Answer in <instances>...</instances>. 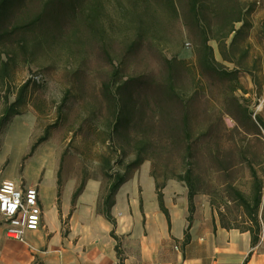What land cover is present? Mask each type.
I'll return each instance as SVG.
<instances>
[{"label":"rangeland","instance_id":"obj_1","mask_svg":"<svg viewBox=\"0 0 264 264\" xmlns=\"http://www.w3.org/2000/svg\"><path fill=\"white\" fill-rule=\"evenodd\" d=\"M238 1L252 8L250 26L233 49L228 47L231 34L225 51L240 64L223 59L215 38L208 44L222 69H237L239 88L234 80L201 71L196 51L199 38L183 19L186 5L182 3L178 4L180 16L162 18L161 32L148 35L142 43L137 39V23L130 18L134 0H104L99 19L101 37L85 34L79 23L70 20L58 25L54 37L32 58L20 48L21 33L5 41L0 45V56L10 65L1 94H8L12 101L16 89L28 80L22 114H28L30 121L20 123L24 119L21 114L4 129L0 176L10 172L33 176L45 147L33 155L31 146L48 130V140L39 144L54 145L50 153L60 161L63 177L99 178L108 184L107 174L126 173L127 164L139 152L144 158L138 167L141 177L147 175L148 163L160 181L190 168L195 176V195L210 202L219 221L221 212L226 224H249L243 207L234 199L233 188L251 197L259 183V241L263 249L264 0ZM212 12L208 9L211 17ZM27 18L20 14L11 24ZM167 59L175 61L168 65ZM170 66L181 99L163 97L159 101V87ZM115 68L124 79L133 77L140 82L131 92L134 97L127 99L133 117L125 128L116 126V82L109 86ZM184 112L189 138L180 135ZM168 119L175 132L169 129Z\"/></svg>","mask_w":264,"mask_h":264},{"label":"crops","instance_id":"obj_2","mask_svg":"<svg viewBox=\"0 0 264 264\" xmlns=\"http://www.w3.org/2000/svg\"><path fill=\"white\" fill-rule=\"evenodd\" d=\"M22 115L20 123L27 124L28 114ZM3 137L4 130L0 150ZM37 146L33 155L45 149L33 176L10 172L0 181L37 187L40 225L18 240L6 236L0 223V264H118L116 248L123 264H264L261 242L252 245L249 231L220 224L208 200L194 195L190 213L187 188L175 179L162 189L166 214L149 163L147 175L141 177L138 168L116 191L112 222L100 210L108 184L99 178L63 177L60 161L50 153L54 145Z\"/></svg>","mask_w":264,"mask_h":264},{"label":"trees","instance_id":"obj_3","mask_svg":"<svg viewBox=\"0 0 264 264\" xmlns=\"http://www.w3.org/2000/svg\"><path fill=\"white\" fill-rule=\"evenodd\" d=\"M135 7L130 11V18L136 22L137 36L142 43L148 35L158 34L163 29L162 18H176L180 16L181 12L178 4H185L186 10H182L183 19L187 25L194 29V34L199 38V43L196 45L197 59L201 71L220 79H230L237 83V69L231 70L222 69L220 64L214 59L213 49L208 44V40L215 38L218 41L220 52L223 59H228L236 62L231 56L226 55V39L232 34V39L228 45L230 49L237 47V42L245 38L247 35V28L250 26L248 15L252 8H246L238 0H210L211 4L206 3V0H134ZM104 0H0V45L5 41L10 40L14 35L21 33L20 48L24 53L30 54L32 58L38 49L42 48L44 44H48L49 40L54 37L53 30L58 25L67 21H74L83 27L85 34L101 37L103 30L99 25L101 11L103 9ZM39 3L33 6V4ZM36 6V7H35ZM212 9V16L208 14V9ZM29 17L25 20L19 19L15 22L19 15ZM215 20V21H213ZM214 22V23H213ZM240 23L239 27L236 24ZM214 25V28L212 27ZM214 32V33H213ZM75 33V32H74ZM220 33V34H219ZM220 35V36H219ZM246 51L242 52L244 56ZM1 55V52H0ZM174 59H167L166 62L170 65ZM112 61L110 60V63ZM236 64H240L236 62ZM9 60H3L0 56V141L1 133L6 128L7 124L15 115L22 114V108L25 105V98L29 81L22 83L15 92V98L10 101L8 94H1L3 86L6 84L5 79L8 77ZM171 67V66H170ZM174 69L170 68L169 75L162 81L158 91V100L166 99H181L179 93L175 90ZM113 80L109 84L111 86L115 83V98L116 104V126L127 127L132 121L133 114L127 108V99L133 96V89L140 86L137 78L128 77L123 78L119 76L118 68L113 71ZM109 86H106L109 88ZM236 89V87H234ZM134 97V96H133ZM186 111V110H185ZM181 132L183 137L189 138V126H187L186 112L183 113ZM257 122L263 125L260 118ZM169 129L175 132L176 127L172 125L171 120L168 119ZM179 129V128H178ZM49 136L48 130L38 138V140L31 146V153L36 146L46 140ZM182 138L180 136H177ZM142 148V147H141ZM144 158L139 152L136 157L127 164V171L116 172L110 177L106 193L102 196V204L100 210L102 213L114 222L110 209L114 204V196L120 185L125 182L130 176L131 172L138 168L143 163ZM151 175L155 179L156 193L160 208L167 214V210L163 203L162 189L166 181L175 179L183 181L188 192L189 212L193 211V197L196 194L195 176L190 168L186 169L184 173L167 176L163 180H159L158 175L153 170H150ZM252 176L256 181L257 175L252 168ZM81 184L74 192V197L82 188ZM234 199L243 207L247 215L249 224L247 226H235L226 224L223 221V214L220 212V224L226 228H238L242 231H249L251 235V243L255 245L259 241V220L258 210L261 203V185H255L251 197L245 196L241 191L233 188ZM113 235V233H112ZM188 239V234L185 235V240ZM118 255V264H123V258L119 249L116 248Z\"/></svg>","mask_w":264,"mask_h":264},{"label":"built area","instance_id":"obj_4","mask_svg":"<svg viewBox=\"0 0 264 264\" xmlns=\"http://www.w3.org/2000/svg\"><path fill=\"white\" fill-rule=\"evenodd\" d=\"M41 212L35 185L19 187L12 180L0 181V223L6 236L22 240L26 231L38 229Z\"/></svg>","mask_w":264,"mask_h":264}]
</instances>
